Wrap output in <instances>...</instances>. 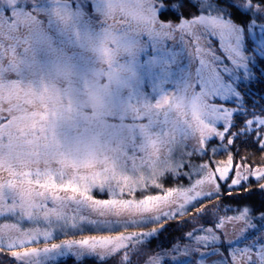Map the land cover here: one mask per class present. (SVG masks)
I'll list each match as a JSON object with an SVG mask.
<instances>
[{"label":"snow or ice","instance_id":"6c2138e0","mask_svg":"<svg viewBox=\"0 0 264 264\" xmlns=\"http://www.w3.org/2000/svg\"><path fill=\"white\" fill-rule=\"evenodd\" d=\"M52 2L61 5L57 13L89 17L85 0ZM88 2L114 22L119 16L120 31L113 39L127 50L138 46L135 59L148 44L164 52L168 41L188 52L194 103L202 101L197 134L171 171L131 192L65 197L50 177L39 178V169L8 166L7 182L0 179V264H52L64 246L115 258L117 264H264V156L257 162L240 150L252 145L264 153V69L256 64L258 57L264 62V0H109L107 13L106 0ZM42 5L43 0H0V80L5 26L11 33L30 13L51 16ZM8 99L19 100V95L10 90ZM8 120L0 116V123ZM12 148L0 132V172ZM169 179L177 182L168 186ZM234 196L241 200L225 207L221 198ZM256 196L259 203L243 202ZM86 201L128 216L107 224L89 220L81 207ZM38 213L46 230L37 226ZM173 224L186 230L153 249L152 242ZM72 231L82 235L57 239Z\"/></svg>","mask_w":264,"mask_h":264},{"label":"rangeland","instance_id":"374dc122","mask_svg":"<svg viewBox=\"0 0 264 264\" xmlns=\"http://www.w3.org/2000/svg\"><path fill=\"white\" fill-rule=\"evenodd\" d=\"M42 6L52 15L30 13L20 18L16 30L9 33L5 26L3 31L0 116L9 120L0 123V132L13 148L3 157L0 179L7 182L10 165L21 171L39 169L40 179L50 177L64 189L62 196L75 192L83 199L94 189L129 192L173 169L175 154L197 134L200 119L202 101L194 103L188 52L168 41L164 52L148 44L135 59L138 46L127 50L113 39L120 31L118 15L114 22L88 0L89 17L57 13L61 5L52 0H43ZM110 7L106 0L105 13ZM10 90L19 100L9 101ZM81 207L87 219L105 224L128 216L91 201ZM37 220L41 231L46 230L39 213ZM84 256L99 263L110 260L64 246L52 264Z\"/></svg>","mask_w":264,"mask_h":264},{"label":"trees","instance_id":"16d2710c","mask_svg":"<svg viewBox=\"0 0 264 264\" xmlns=\"http://www.w3.org/2000/svg\"><path fill=\"white\" fill-rule=\"evenodd\" d=\"M262 55H264V54H262ZM256 64H257V66L260 69H264V62H261V60H260L259 57L256 59ZM240 150H241V153L247 152L249 154H253V159L256 160L257 162L260 160L261 156H264V153L258 152L256 150V148L254 146H252V145H240ZM178 154H180V152L179 153H176L175 154V158L173 159V160H175L174 166H175V163H176V159H177ZM193 159H194V162H199L195 157ZM171 170L167 169L164 172H162L161 174H159L158 176H155V177H152V178L149 177V180L143 182V186L145 184H147V183H150L153 179H155L157 177H160V176H163L165 173H167V172H169ZM176 182L177 181L174 180V179H169V180L166 181V185L172 186ZM185 183H186V181H185ZM139 188H141V185H140ZM106 189H108V188H106ZM106 189L103 190V191H100V189H94L90 193V195L95 194L97 192H109L110 191L109 189H108L109 191L106 190ZM131 191L132 190H129V192H131ZM109 193H111V192H109ZM260 199L261 198L259 196H256V197L253 198L252 201H243V202L244 203H259ZM237 200H241V196H234V197H231V198H228V197H222L221 198V201H222V203L224 204L225 207H229V206L234 207L235 206V202ZM58 230H59V228H58ZM184 230H186V229H182L181 231H178L177 230V227L175 226V224H173V226L171 227V229L168 232H165L162 237H159L158 239H156V240H154L152 242L151 247L153 249H155L156 246L158 244H160L161 242H165L166 243L169 240H172V239H174L176 237H179L182 234V231H184ZM87 231H88V228L85 227L84 232H87ZM81 235H82V233H78V232L72 231L71 233H69L66 236L64 234L58 235L59 237L57 236V239L58 240L63 239V238H69V239H71L72 237L80 238ZM58 262H59V264H117V260L115 258L110 259V260L105 261V262L99 263L98 261H95V259L93 261V259H91L89 257H86V256L81 257L78 260H76L74 257H67L66 259H59Z\"/></svg>","mask_w":264,"mask_h":264},{"label":"bare ground","instance_id":"6f19581e","mask_svg":"<svg viewBox=\"0 0 264 264\" xmlns=\"http://www.w3.org/2000/svg\"><path fill=\"white\" fill-rule=\"evenodd\" d=\"M164 98L161 99V101L163 100Z\"/></svg>","mask_w":264,"mask_h":264}]
</instances>
